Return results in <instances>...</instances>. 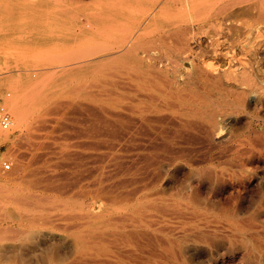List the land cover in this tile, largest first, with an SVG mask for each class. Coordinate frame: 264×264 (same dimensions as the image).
Wrapping results in <instances>:
<instances>
[{
    "label": "bare ground",
    "instance_id": "bare-ground-1",
    "mask_svg": "<svg viewBox=\"0 0 264 264\" xmlns=\"http://www.w3.org/2000/svg\"><path fill=\"white\" fill-rule=\"evenodd\" d=\"M247 1L0 0L3 6V11L0 13V24L11 26L12 36L16 38L29 36V42L33 44L45 41L47 47L45 46L42 51L56 45L68 47L62 51L63 56H66L70 62L62 67H66L68 71H107L111 96L113 100H117V107L105 112L113 119L124 121V127L116 128L109 135V131L105 133L108 126L101 122L103 127H98L99 125L91 123L93 119H90L92 126H89L92 127L90 130L92 133L85 136L84 132L87 131L82 129L83 133L79 137L84 135V138L78 142V147L82 149L79 153L91 162V166L81 169L82 171L78 173L83 180H87L88 174L90 179L88 178L89 180L83 184L77 181L79 184L69 185L70 182H68L52 188L48 186L47 191L52 189L62 195L75 191L74 196H77V200L67 199L62 202L61 212L53 217L57 218L56 220H53L52 215H46L47 225L54 223L53 221L59 222L60 225L57 226L60 227L61 234L58 244L52 242L47 247L44 246L42 251L47 255V261L38 264H143L142 260L145 258L141 254V247L144 244L149 247L145 253L151 259L152 257L158 258V260H150V264L158 262L160 264H186L188 259L185 257L179 240L165 241L162 239V241L160 237L157 238L150 232H146L144 227L161 225L170 232L185 231L184 225L187 223L185 220H190V224L198 231V240L210 241V243L211 241L218 243L219 237L222 236L232 238L237 231L242 230L245 222L237 219L238 208L235 205L225 208L218 204L217 214L210 216L202 208V197L198 191L206 183L216 186L226 185L230 187L231 197H233L240 182L250 175L255 176L259 184L264 183L263 173L255 174L252 168H247V165L255 164L259 162V159L264 158L263 152H255L254 148L252 149L251 142L241 141L239 143L235 152L238 153L239 149L244 150L239 161L233 158L225 160L227 155L215 150V146L227 142L226 139L231 138V134L237 130L236 122L227 120L226 117H235L239 112L237 110H245L249 93H252L251 104L259 108L264 107V45L256 54L257 67L253 66V59H249L248 64L251 65L249 68L245 67L241 71H236L233 65L229 67L228 72H224L226 63L218 49V39L203 36L204 29L214 20L215 11L222 3L226 2L230 6H236ZM252 9V7L237 8L229 15L238 17L248 14ZM259 19L264 20V13L259 16ZM27 22H29V29L25 27ZM234 25L227 26L226 33L230 38L229 42L237 43L246 54L251 55L258 49L256 47L257 37H250L253 32L252 26L249 24L246 28H236ZM259 31L264 33V28ZM6 32L9 31L6 30ZM29 47L33 48L31 44ZM164 47H167L168 51L162 50ZM165 53L172 56L170 69L162 64L164 56L167 55ZM239 60L241 61V58ZM51 73L54 75L55 72ZM158 74H167L161 78H164L167 87L171 88L170 105L167 106L163 102V105H158L159 107L156 106L154 109L139 108L132 101L142 102L144 101L142 98L152 97L144 83H149ZM139 79L143 83L135 87L137 90H133V83ZM225 79L232 81L225 89L239 100V104L230 106L229 111L224 113L220 108V102L221 92L224 90L221 87ZM235 83L240 86L246 85L248 90ZM33 88L38 89L39 85L35 83ZM119 88L133 90L135 94L126 103L118 102L116 91ZM29 89L31 87L22 86L17 92L16 100L21 103L19 105L22 107H26V102L29 101ZM37 94L36 92L32 97L34 98ZM21 106L18 107L19 109L16 106L17 113ZM62 106L64 105L59 106V109ZM87 108V111H90L92 107ZM94 111H90L92 115H95ZM98 112L101 111L98 110L96 114ZM22 113L24 115L21 111ZM21 114H17L19 115L17 124L21 122ZM99 120L97 118V121ZM102 120H104L103 123L106 121L110 123L105 118ZM162 122H169L173 129L172 133L174 132L173 137V134L167 131L169 137L172 135V140L168 144L162 137H158V134L156 136L154 134L153 137L152 134L150 136L152 132L147 134V131L157 129V126L154 127L151 123ZM114 125H111L112 128L116 127ZM101 129H104V132H101ZM164 129L167 130V128ZM160 130L162 128L159 132ZM163 130L162 132L166 133ZM143 131L146 133L142 134ZM195 135L203 139L206 149L203 150L205 145L201 147L202 149L200 147V149H193L187 145ZM185 137L186 141H182ZM158 143L161 147H158ZM154 144H157L158 148H155ZM246 144L251 148H247ZM229 150L231 149L228 148ZM77 154L78 151L76 154L71 153V155ZM77 157L80 159V154ZM219 161L222 163H217ZM90 162L83 163L89 164ZM75 165L76 168L79 167H77L79 163L75 162ZM96 171L98 173L94 176ZM186 171L190 172V176L187 180L180 182L177 178L178 174ZM33 173L37 174V172ZM46 178L51 180L53 176ZM81 178L79 179L82 180ZM48 179L45 180L44 177L42 181ZM175 189H181V191L176 194ZM42 201L44 199L40 202ZM24 203L23 201L21 204L25 205ZM30 206L33 205L29 204ZM218 217H223L224 220ZM46 236L50 238L53 235L49 232ZM234 242L233 240L230 244L231 249H234ZM156 243H163L162 251L154 247ZM241 244L248 246V241L242 238ZM159 253L166 254L165 258ZM210 256H212L210 261L215 264L213 255L210 254Z\"/></svg>",
    "mask_w": 264,
    "mask_h": 264
},
{
    "label": "rangeland",
    "instance_id": "rangeland-1",
    "mask_svg": "<svg viewBox=\"0 0 264 264\" xmlns=\"http://www.w3.org/2000/svg\"><path fill=\"white\" fill-rule=\"evenodd\" d=\"M2 7V3L0 2V13L3 11ZM246 7H252L253 9L248 14L238 17H231L229 15L230 12L237 10V8ZM215 13L216 17H214V20L211 21L212 26L210 24V28L208 26L204 29L203 36L210 39L213 38L214 40L218 39V49L224 56L226 63L224 66V72H228L230 70L229 67L233 65L235 66L234 69H236V71H241L245 67L249 68L251 66L248 64L249 59H253V66L257 67L258 63L256 54L264 45V33L259 31L261 28H264V20L259 19V16L264 13V0H248L245 3L236 6H230L224 2L217 8ZM249 24L252 26L253 30L251 36H249L257 37L256 40L258 41V44L256 45L258 49L251 53V55L246 54L244 49L237 43H235V45L231 41L229 42L230 38L226 33L228 27H231V25H234L236 28H246ZM25 27L26 29H29V22L26 23ZM214 29L217 31L215 32ZM6 30L9 32H6ZM10 32L11 26L0 24V109L3 108L5 111H7L10 114L12 120L11 129L9 131H3L0 128V264H29V262H31V264H38L47 261V255L43 253L42 250L52 242L58 244V238L61 234L60 227H58L60 225L59 222L53 221L54 223L47 225L45 222L46 215L50 214L52 215V218L56 217L61 212L60 205L62 202L66 201L67 199L77 200V196H74L75 191L69 192L67 195H62L61 193L53 191L52 189L47 191L48 186L50 185L49 187L52 188L53 186H60L68 182H70L69 185L72 183L75 185L78 183L77 181H81V184H83L90 179L89 174H86L88 176H86L87 180H83L81 175L78 173L82 171L81 169H87L91 166V162L84 159V155L79 153L82 149L78 147V142L84 138V135L83 137L80 136L81 138L79 137V135L83 133L81 132L82 129L83 131H87L86 133L84 132L86 136L88 133H92L90 131L92 130V127H89L92 126L91 123H95L94 125H99L98 127H103V125H101L102 122V124H106L109 127V129L108 127L106 128L107 131L105 130V133L109 131V135L110 132L112 134L113 130L115 131L116 128L124 127V121L123 119H113L107 114V112H105L109 111L113 107H117V100H113V97L111 96V88L109 86V77L107 71H68L66 70V67H62L66 64H70V62H68L69 59L66 56H63L62 53V51L66 50L68 47L56 45L52 48L42 51L45 46L47 47V43L45 41H40L33 44L32 42H29V36H24V38H16L15 36H12ZM220 41H224V43H221ZM30 44L31 47L37 49L33 50V48H30ZM167 47H169V44H167ZM167 47L162 48V50L168 51ZM232 53H235L236 55ZM240 58L241 61L239 60ZM162 64L166 65L169 69L172 67L171 54L164 56ZM53 71L55 72L53 73L54 75L51 73ZM161 76L164 77L167 76V74H158L153 77V79L151 78L152 80L149 83H144V86L150 90L149 92L151 93V98L144 97L142 98L144 101H132V103L136 104V106H139V108L146 109H154L158 105H163V102L169 106L171 102V88L169 86L167 87L164 82V78H161ZM39 79L40 81H38ZM35 83L39 85V88L42 87L41 90L39 88V90L33 88ZM142 83L143 82L141 79L135 80L133 83L134 87L132 86V89L135 90V87H139ZM228 83L230 84L232 81H227L225 79L223 81V86L221 87L224 88V90L221 92L220 108L224 113L227 110L229 111L230 106L239 104V100L235 99L234 96L225 89ZM235 85L240 86L238 83H235ZM22 86H27L29 88L31 87L28 92L29 101L26 102V107L19 105L21 103L16 100L17 92ZM240 87L248 90L246 85H241ZM133 90L124 88L117 89L116 96L118 102H128V99L135 94V91ZM36 92L38 94L33 98L32 95L34 96ZM136 93L138 92L136 91ZM251 96L252 93H249L246 100L245 110H237L239 112L235 115V117H226L227 120L236 122L237 130L231 134V138L229 137L226 139L227 142H223L221 145L215 146L216 151L223 152L225 155H227L225 160L228 158H233L239 161V158L242 157V151L244 150L238 148L240 150L238 153H236L235 150L241 141L251 142L253 146L252 149L254 148L253 150L255 152L264 153V107L259 108L251 104ZM12 100L14 103L17 101L16 103L18 104H14ZM87 104L89 105L87 107L93 108H90V111L93 112L96 110L94 111L95 115H92V112L87 111ZM13 105L15 108L16 106L17 108L21 106V109H27L26 111L20 109L22 112H24L25 116L23 113L21 114L20 110L17 113L19 108L15 109L13 108ZM61 105L64 106L60 107V109L62 108L60 110L59 106ZM90 105H93L95 109ZM56 106L58 107L55 108ZM10 108H12V110ZM15 110L16 112H14ZM52 110H54V112H51ZM98 110L101 112H98L100 114L97 113V115L96 112ZM101 113L102 116H100ZM17 114H21L20 116H23L22 118L25 119L24 120L20 117L21 122L24 121L23 124L20 122L21 125L19 123L17 124L19 121V115ZM36 115L38 116L36 117ZM101 117L103 119L105 118V120H109L110 123L107 121V123H103L104 120H102ZM97 118L98 120L100 119L102 121H97ZM90 119H93V121ZM110 120L112 122L114 121L113 124H111L112 122ZM151 124L154 127L157 126V129L150 130L149 132L147 131V134L152 132L150 133V136L152 134V137L154 134V136L158 134V137H162L167 144L172 140V135L169 137L168 134V132L172 133L173 131L169 122ZM111 125L116 127L112 128ZM160 128H162V130L163 128H167V130H163L166 133L162 132V130L159 132ZM252 128L254 130H252ZM101 132H104V129H101ZM145 133L146 132L144 131L142 132V134ZM172 134L174 137V132ZM164 135L165 137H163ZM193 137L194 138H192V136L189 137L192 139L190 140V144H187L188 146L193 149H200L205 145L203 150L206 149V144H204L203 139L200 138V136L197 137L195 135ZM50 138H54L53 141ZM56 138L58 140H56ZM193 140H196V142H193ZM182 141H186V137ZM165 142L161 143L164 144ZM49 143L53 144L51 145ZM154 147L156 148L157 144ZM158 147H161L159 143ZM226 147L227 149H225ZM228 148L231 150L228 151ZM247 148L251 147L247 145ZM68 150L70 151L68 152ZM77 151L78 154H80V159L77 157L78 154L71 155V153L76 154ZM68 153L70 155H68ZM65 155L70 156L71 159L68 156L65 157ZM76 158L77 160H75ZM5 161L11 164V171L9 172H3L2 170V163ZM258 161L259 162L255 164H251L252 166L250 164L247 165V168H252V171L255 174L261 175L262 173L264 174V158L259 159ZM75 162L76 164L79 163V165H77V167L79 166L78 168H76ZM83 162L90 163L85 164ZM217 163L222 162L219 161ZM225 167L232 168L229 166ZM46 168H48V170ZM33 172H37V174L35 175ZM62 173H65L66 175H63ZM97 173L98 172L96 171L94 176ZM47 175H52L53 178L49 180L46 178L48 177ZM67 175L69 176V179ZM63 176L67 177V179H63L65 178ZM189 176L190 172L186 171L180 172L177 178L180 182H183L187 180ZM44 177L45 180H48L42 181ZM56 178L57 180H55ZM9 187H11V189H8ZM237 188L238 189H236L233 197H231L230 187L226 185L216 186L214 184L206 183L204 187L198 191L202 197V208L205 209L207 214L210 216L212 214H217L216 210L218 209V204H221L225 208H228L232 205H235L238 208L237 219L240 222H245L246 226L244 225L242 230L240 229L237 231L234 234L235 236L232 238H229L228 236L219 237L218 243L217 241H211L210 243V241L206 242L200 239L198 240V231H196L190 224V220H185V222H187L184 225L186 229L185 231L177 230V232H170V230L162 227L161 225H154L155 227L153 225V227L145 226L144 229L146 228L145 231L150 232L152 236L157 238L160 237L159 239L161 240H179L185 252V257L188 259L186 264H212L213 262L210 261L212 256H210V254L213 255L215 259L214 262H216L215 264H245L246 262L247 264H264V183L259 184L255 176L250 175V177L247 179L242 180ZM180 191L181 189L174 190L176 194H178ZM38 192H40V194H38ZM30 195H33V197H30ZM247 197L248 199H246ZM47 198L49 200H47ZM42 199H44V201L41 203L40 201ZM78 200H80V198ZM23 201L25 202V205L21 204ZM28 202L33 206L29 207ZM23 215L27 216V218H24L25 216ZM218 218L220 220H224L223 217ZM56 219L53 218V220ZM152 229L155 233L152 232ZM165 229L167 231H165ZM49 232L52 233L53 236L47 238L46 234H49ZM242 238H245L248 241V246H250L251 249L248 246L241 244ZM233 240L235 241V246L234 249H231L230 244ZM162 245L163 243H156L154 247H157L160 251H162ZM141 248V254L143 258H145L142 260L143 264H150V260H158V258L154 257L151 259L150 256L145 253L149 248L148 245L144 244ZM159 254H161L163 258L166 256V254L163 253ZM153 264L160 263L158 262Z\"/></svg>",
    "mask_w": 264,
    "mask_h": 264
},
{
    "label": "built area",
    "instance_id": "built-area-1",
    "mask_svg": "<svg viewBox=\"0 0 264 264\" xmlns=\"http://www.w3.org/2000/svg\"><path fill=\"white\" fill-rule=\"evenodd\" d=\"M12 120L10 114L3 108L0 109V128L3 131H9L11 129ZM3 172H9L11 170V164L7 161L2 163Z\"/></svg>",
    "mask_w": 264,
    "mask_h": 264
}]
</instances>
